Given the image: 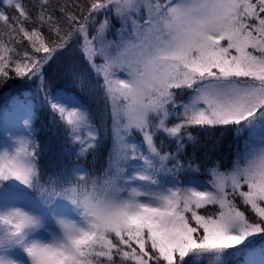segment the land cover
<instances>
[{
	"label": "snow or ice",
	"instance_id": "obj_1",
	"mask_svg": "<svg viewBox=\"0 0 264 264\" xmlns=\"http://www.w3.org/2000/svg\"><path fill=\"white\" fill-rule=\"evenodd\" d=\"M0 2V86L37 85L61 155L112 143L101 174L53 160L45 180L51 137L12 97L26 134L0 137V264H227L229 250L264 264V0ZM73 51L102 91L99 121L51 88ZM216 131L238 140L224 170L221 141L199 135Z\"/></svg>",
	"mask_w": 264,
	"mask_h": 264
},
{
	"label": "trees",
	"instance_id": "obj_2",
	"mask_svg": "<svg viewBox=\"0 0 264 264\" xmlns=\"http://www.w3.org/2000/svg\"><path fill=\"white\" fill-rule=\"evenodd\" d=\"M22 2L25 5L30 4V0H22ZM62 2L63 0H52L53 5H58ZM5 7L6 5L3 2H0V8ZM6 14L10 13L6 12ZM113 23H115L116 26L119 25L116 21H113ZM109 38L111 39L112 37ZM99 62L100 61H97V63ZM77 75L82 77V86ZM50 78L51 88L53 90H72L74 93L79 94L83 98V101L89 105L91 110L97 114V121H99L101 116L106 115L104 111L106 105L102 98V91L97 87V81L94 78L93 73L78 52L73 51L71 54L65 53L61 56L58 61L53 64ZM11 90L14 91V93H17L20 97L27 98L33 102L34 127L37 131V139L43 141L45 137H51L54 146V152L50 154L52 159H49L48 157L41 158V166L42 171L45 173V180L52 174L53 160L55 161L56 167L70 168L71 165L79 163L92 170L93 173H102V170L107 167V156L112 146L110 136H106L103 150L100 153L89 155L87 159L78 160L77 157L71 154V151H69L67 155H61L60 145L65 143L63 129L51 123L52 113L43 102V96L37 90V85L28 84L19 79H13L8 81L7 84L0 86V97L3 95V92ZM183 99H186V97H183ZM107 123L110 127L111 121L108 120ZM195 134L196 133H194V135ZM199 135L202 142H211L217 139L221 141L215 160L222 161L224 167L221 170L230 167L231 159L233 158V153L235 152V147L238 143L234 134L231 131L223 133L221 131H216L214 133L201 132ZM136 139L139 140V137L137 136ZM160 139H163V137H160ZM169 150L172 149H165V151ZM201 172H203V169H201ZM201 177L205 180L210 179L207 175ZM180 179L184 180V177L181 176ZM201 214L204 213L202 212ZM257 247H264V240H258ZM232 251L233 250H229L227 264H244V254L233 256L231 255Z\"/></svg>",
	"mask_w": 264,
	"mask_h": 264
},
{
	"label": "rangeland",
	"instance_id": "obj_3",
	"mask_svg": "<svg viewBox=\"0 0 264 264\" xmlns=\"http://www.w3.org/2000/svg\"><path fill=\"white\" fill-rule=\"evenodd\" d=\"M117 28L120 27V25L116 26ZM100 63V62H99ZM12 97H19L21 100H24V97H20L17 93H14V91H7L3 92V95L0 97V137H3L5 135L4 128L5 126H8L11 130L15 131L18 135H24L26 134L22 121L19 120L18 115L14 116L11 113L14 110ZM32 103L31 100H29ZM4 106H7V115L5 114ZM34 109V108H33ZM84 166L83 164H80ZM72 167V165L70 166ZM202 180H205L204 178L200 177ZM244 264H246L247 257L244 255Z\"/></svg>",
	"mask_w": 264,
	"mask_h": 264
}]
</instances>
